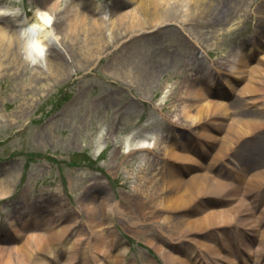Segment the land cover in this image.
<instances>
[{
    "label": "rangeland",
    "instance_id": "374dc122",
    "mask_svg": "<svg viewBox=\"0 0 264 264\" xmlns=\"http://www.w3.org/2000/svg\"><path fill=\"white\" fill-rule=\"evenodd\" d=\"M40 1L0 0V8L19 10L14 17L0 16V27L9 32L23 15L33 16ZM139 1L63 0L55 11L56 26L68 32L67 22L78 2L87 9L102 3L108 19H115L123 10L131 12ZM233 1L235 14L230 18L201 14L196 25L184 20L156 24L147 32L141 30L135 39L112 40L91 63L86 62L83 47L71 48L66 41L61 44V34L52 41L67 55L62 59L68 69L63 78L56 76L52 65L60 61L48 63L47 58L54 55L50 48L47 57H42L44 62L26 60L23 54L16 63L5 61L0 68V181L7 176L13 182L7 197L0 198V247L10 248L14 256L22 255L17 248L29 233H45L34 214L48 206L63 209L77 224L66 244L56 242L46 249L33 244L29 264H115L125 247L130 253L122 264H170L164 253L183 257L194 250L201 252V258L212 255L219 261L216 264H233L245 256L246 244L257 246L260 233L252 234L253 223L246 219L250 205L241 206L228 221L207 228L186 223L212 208H230L243 199L249 203L250 197L258 198L260 209L264 207V182L249 195L242 185L248 183L243 178L247 170L264 168V125L245 131L248 126L254 129L256 121L264 122V76L251 77L250 71L233 76L229 62L239 47L245 53L253 52L254 58L264 50V0ZM165 55L169 56L163 68L149 79L141 77L150 60ZM125 66L137 74L136 79L129 81L120 75ZM40 72L38 85L35 80ZM247 82H255L259 90L246 89L242 95ZM209 84L227 103V114L204 119L206 129L200 131L202 126L181 113L179 99L188 95L189 88ZM252 96L260 102H246ZM204 135L212 139L206 155L202 153ZM165 139L166 145L184 141L194 145L205 158L200 173L219 177L229 183V189L221 190L212 178L202 194L196 183L192 184L196 187L193 196L190 188L177 187L173 180L188 179L196 172L191 171L195 166L159 152L156 144ZM224 149L226 158L221 156ZM216 156L218 160L222 157L221 162L208 168ZM238 184L241 187H235ZM179 190L190 194L188 205L170 204ZM102 201H117L120 211L113 214L111 224L87 229L84 222L90 218L89 207H95L96 220L102 221ZM99 238L105 241L102 246L95 244ZM232 239L241 241L240 251L233 255L227 248ZM213 241L222 253L213 255L202 247ZM87 249L92 253L89 263L82 259ZM75 255L77 259L71 260Z\"/></svg>",
    "mask_w": 264,
    "mask_h": 264
},
{
    "label": "bare ground",
    "instance_id": "6f19581e",
    "mask_svg": "<svg viewBox=\"0 0 264 264\" xmlns=\"http://www.w3.org/2000/svg\"><path fill=\"white\" fill-rule=\"evenodd\" d=\"M62 1L63 0H41V7H38L34 12L37 20L28 27L16 29V27H13L14 25H12V27L9 29L10 33L5 29V27H0V68L4 67L6 65L5 61H9V59L14 61V63L19 61V59L21 58L20 54H23L26 60L34 58L39 60L38 63L44 62L42 57L44 55L45 57H47V51H49L50 48V51L53 50L52 53H54V55H51L53 56V59L47 58L48 63L49 60L58 59L60 63L57 61L55 63H52V65L54 66L53 69L58 78H63L64 75L68 72V69L67 67L65 68V66L62 65V63L64 62L62 61V59L66 60L67 55L64 54L66 52L61 50L62 48L60 49L57 45L55 46L52 41V39L60 38L61 34V44L62 42L64 44V41H66L65 44H69L71 48H74L76 44L80 47H83V49L85 50L84 56L86 62L91 63L94 62L96 58L99 57V55H101L102 51L105 50L108 45L112 44V40L123 41L124 39L128 38L135 39L137 37L136 35L142 33L141 30L147 32L153 29L156 24L163 23L162 25H165L168 24L169 21L172 22L184 20L185 22H190L191 25H196L197 22H200L199 17L202 15L206 18L212 17L214 19H216L220 15H223L224 19H226L230 18L232 14H235L233 13L235 11L233 0H209L206 3H203L204 0H140L138 6L131 10V12L123 10L122 12L117 13L115 19H112V17H109L108 19L107 11H103L102 3H95L91 9H87L83 8L84 6H86L83 5V2H78L76 4V10L71 13L69 22H67L69 27H67L65 30H69L68 32L65 31L64 33L60 27L56 26L57 18L55 14V11L59 7L58 5H60ZM235 1L241 4L244 3L245 0ZM23 17L25 18L26 16L23 15ZM123 24L126 25V28ZM182 24H184V22ZM48 28H53L54 31H51ZM35 31H39V35H33ZM133 32H135V35L133 34ZM199 34L201 35L200 32ZM79 37L82 39L81 41H78ZM180 38L181 40H183V38L185 37ZM253 55L254 53L250 50H246L245 53V50H242L240 47L237 48L234 52L233 57L229 59L232 69L237 73H235L234 71H230V74L233 76H241L240 73L250 71V73H252L251 77H253L254 75L264 76V50L259 54V56L257 55L255 58L253 57ZM168 56L169 55H165V58L161 60H158V58L156 57L150 60L143 69L141 77L144 76L147 79L153 77L156 72L163 68L162 64L167 62ZM247 62H250V64L247 65ZM119 73L122 77L124 74L125 79L129 81H131V79L134 80L137 78V74H134V71L129 67L126 68V66L124 68H120ZM36 77L37 78L35 82H37L36 84L39 85V83L41 82L38 81L42 80V73H38ZM256 85L257 84L255 82H247L245 88L241 90L240 93L244 95L246 89L250 88L255 89L256 92L257 90H259L258 86ZM187 94V96L184 95L185 97L179 99V102L182 105L181 113L188 116L189 119L194 124H196V126H202L200 128V131L206 129V123H204L203 121L204 119H213V116L218 113L227 114V111L225 110V105L227 103H225V100L223 98L217 97L218 93L212 90V85L209 84L207 85V87L206 85H195L189 88ZM193 98H195L196 100H194ZM259 100V97L252 96L251 98L246 100V102L254 104L260 102ZM182 102H184V104H182ZM255 124L258 126L256 127L255 125L254 129H251V127L248 126V128H245V131L252 132L254 130H258L261 125H264V122L256 121ZM203 134L204 132L201 133V135ZM211 140L212 139L210 138V136H203V143L205 146L202 152L203 154H205L206 146L209 145ZM157 144L156 148H158L159 152L162 150L165 152V155L169 153L172 158L176 159L177 161H184L195 166L191 169V171L193 170L196 172L193 173L188 179L179 178L173 180L175 185H178L177 187H179L180 189H183L184 187L186 189L190 188V190H192L190 192L191 194L194 192V188L198 187V191H200L201 194L205 193L208 191L206 189V186H208V181L210 180L209 178H212L213 183L215 185H219L221 190H225L226 188L229 189V183L219 179V177L203 174L204 172L200 173L203 168H205V158L198 152L194 145L190 144V142L184 141L179 143V145H177L176 143L175 145H166L165 139V141H158ZM221 152L222 150L220 149V153ZM226 152L227 150L225 151L224 149L221 156H225L226 158ZM217 157L218 156L214 158L217 159ZM221 158L219 160H214V163L212 165L207 164L208 168L211 169L212 167L217 165V162H219ZM199 167H201V171H199ZM246 175L245 177H243L240 174H231V176H237V178L243 177L248 179V183L245 182V184H242L241 182V184L244 187L243 189L245 190V195H249L252 191L258 189L264 182V179H262L264 176V168L257 170H247ZM12 182L13 181L11 177L7 176L2 181H0V198L7 197V194L11 191L10 186ZM194 183H196V187H193L192 184ZM241 184L235 185V187L239 188L241 187ZM152 191H154V188L152 189ZM190 194H185V192H181V190H179L178 193L170 200V204L175 206L188 205L191 201L189 200ZM244 204L250 205V207L246 210V214L248 216L246 219L250 220V224L253 223L251 227L253 230H251V233L256 234L257 232H259L260 235L257 246L249 247V245L246 244L247 247H244L245 250L242 251L245 256L242 257L241 261L235 262L233 264H264V207L260 209L261 205L258 201V198L250 197L249 203L246 202L245 199L240 200L230 208L209 209L208 211H206V214L204 216L195 218L191 222L187 221L186 223L191 227L207 228L209 226H212L213 224L221 223V221L223 220L227 219L228 221L229 218L232 217L236 212H238L240 207ZM99 208L100 215L103 217L101 219L102 221L96 220L95 207H89L88 211L90 213V218L89 220L84 222L87 229H98L102 224H111V222L113 221V214L120 211L117 201L113 204L111 202L102 201ZM34 215L36 216V219H38L37 221L45 226V233H29L24 244L17 248L19 254L21 252L22 255L14 256L10 253V248L4 246L0 247V264H15V260L20 261V263L22 262L21 264H29L28 261L33 252V244H36V246H38L40 249H46L49 246L54 247L56 242H59L58 245L63 244L61 242H65L66 244L70 239L69 234L75 229V226L77 224V221L73 220L68 214H66L65 211H63V209L56 206H48V209L44 211L40 209ZM43 219H45V221H43ZM17 232L19 235H24V232H22V230L20 229H18ZM212 238L213 240H216L214 237ZM244 238L245 236H243V240H245ZM232 240L230 241V246H227V248L233 255L236 253V251H240L239 246H241V241L234 240L233 242ZM104 242L103 238H99L95 244L99 243L102 246ZM203 244L204 245H202V247L206 250H209L213 255L222 253L220 245L217 241H213V244L210 243V245L208 242H204ZM58 247L59 246H57V248ZM157 248L159 247L157 246ZM194 251L191 252L189 256L174 257L169 253H164V256L170 264L219 263L218 260L212 258V255L208 258L206 256V258H201V252ZM129 253V247L123 248L117 256V262L115 264H122V262L126 260ZM91 255V251L87 249L82 256V259L86 263H89ZM70 258L71 260H75L77 259V256L75 255ZM205 259H209V261L207 262L206 260L207 263H205ZM41 261L45 262L44 260ZM46 263L47 262H45V264ZM97 264H101V261H99ZM110 264L112 263L110 262Z\"/></svg>",
    "mask_w": 264,
    "mask_h": 264
},
{
    "label": "clouds",
    "instance_id": "9594fccd",
    "mask_svg": "<svg viewBox=\"0 0 264 264\" xmlns=\"http://www.w3.org/2000/svg\"><path fill=\"white\" fill-rule=\"evenodd\" d=\"M19 14L18 9L0 8V16H15Z\"/></svg>",
    "mask_w": 264,
    "mask_h": 264
},
{
    "label": "water",
    "instance_id": "95a60500",
    "mask_svg": "<svg viewBox=\"0 0 264 264\" xmlns=\"http://www.w3.org/2000/svg\"><path fill=\"white\" fill-rule=\"evenodd\" d=\"M30 23V22H29ZM29 23L27 25H29Z\"/></svg>",
    "mask_w": 264,
    "mask_h": 264
}]
</instances>
